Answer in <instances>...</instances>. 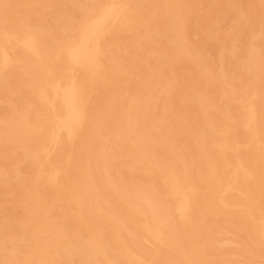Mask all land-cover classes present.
Listing matches in <instances>:
<instances>
[{
  "label": "bare ground",
  "instance_id": "obj_1",
  "mask_svg": "<svg viewBox=\"0 0 264 264\" xmlns=\"http://www.w3.org/2000/svg\"><path fill=\"white\" fill-rule=\"evenodd\" d=\"M201 1L0 0V264H264V0Z\"/></svg>",
  "mask_w": 264,
  "mask_h": 264
},
{
  "label": "rangeland",
  "instance_id": "obj_2",
  "mask_svg": "<svg viewBox=\"0 0 264 264\" xmlns=\"http://www.w3.org/2000/svg\"><path fill=\"white\" fill-rule=\"evenodd\" d=\"M213 1H214V5L211 6V2H213ZM220 3H221V0H203L199 4V8L202 11H206V10H209L211 7H214L215 4H217L218 7L221 8ZM242 5L244 7H248V6L251 5V1L250 0H242ZM216 17L218 18V23H219L220 28L222 29V31L226 35H228V37H225L224 36L225 37L224 46H225L226 49H228V48L231 47V40H233L235 38V36L238 34L235 30L231 29V27L235 23H237L238 21H240L241 19L239 18L238 14L233 13V12H229L228 15L226 17H224V18H222L220 14H217ZM191 37L193 39H196L197 38V32L194 29H192V31H191ZM220 37H223V35H220ZM206 43H207V49L209 51H215L216 50V45L214 44L212 38H210L209 40H207ZM232 48L234 50H236V51L239 50V44H238V42H235L233 44ZM186 74H187L186 71H182L180 69H176L174 71V73H173L174 78H175V82L181 81L182 78ZM0 113H4V112L0 110ZM116 162L119 164V167L118 168L127 167L130 164V162L127 159H124V160H120L119 159V160H116ZM0 165H2V167L4 169L7 168V166L5 165V162L1 158H0ZM12 191H13V189L10 186H8L7 184H5V182H1L0 181V210L3 209V211H4L5 208L7 207V203L6 202L11 198ZM225 225H226V229L228 231H233V228L231 227L232 224L226 223ZM1 233H3V230L2 231L0 230V234ZM256 252H257V256L259 258H263L264 259V252L262 250L256 249ZM226 253H227V251L224 252V253H221V255L224 256Z\"/></svg>",
  "mask_w": 264,
  "mask_h": 264
}]
</instances>
